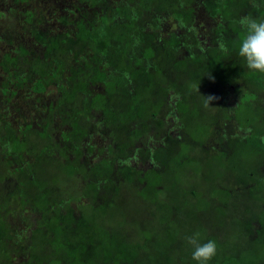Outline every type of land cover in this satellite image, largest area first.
Listing matches in <instances>:
<instances>
[{"label":"trees","instance_id":"trees-1","mask_svg":"<svg viewBox=\"0 0 264 264\" xmlns=\"http://www.w3.org/2000/svg\"><path fill=\"white\" fill-rule=\"evenodd\" d=\"M145 1L149 2L147 6L144 5ZM187 1L188 4L196 3L202 6L211 16L216 18L220 16V22L213 27L209 26L205 37L198 32L199 27L192 22L194 10L192 5L189 8L185 5V10L177 14L174 11L175 6L181 7ZM99 2L100 0L92 1L93 5ZM166 2L167 7L163 6L162 0H120L116 8H112L114 14L109 16V19L102 17L100 21L90 23V27H85L88 39L93 38V32L98 34L100 40L98 49H102L91 53V60L83 56L87 72L83 73L85 83L76 86L72 92L67 86L70 84L62 76L59 77L62 63L56 58V49L48 44V40H42L44 46H47L45 51L48 50L47 53L44 52L45 57L52 60H44L45 67L41 66L44 70L40 71L42 78L34 77L29 81H34L32 82L34 90L43 94L48 80L56 79L54 93L59 109L57 118H60L62 123L55 127L66 128L61 133V141L65 140L63 148L75 153L68 156V164L65 166L71 163L69 167L77 173V178H81L86 187H93V190H90L91 194L93 193L90 200L100 202L93 205L86 203L84 206L85 203L81 202L84 198L83 193L77 195L76 209L83 212L78 220L76 215L68 217L69 213H65L64 206L69 205L72 198H68L63 189L60 190L63 197L46 206L47 209L50 208L47 210L48 213L45 209L39 210L37 206H32L33 229L36 227V234L41 232L43 236L38 237L34 232L31 235L32 241L29 242V233L23 238L19 237V232L15 233L12 245L17 246L22 260H16L15 256L3 255V259L0 257V264H145L144 258L149 257L151 260L158 251V247L152 246L154 237L158 236V230L170 227V217L176 218L181 212L188 211L187 218L190 219L191 214L196 211H190V208L202 210L216 200L221 203L220 197L224 200L231 197V204L226 200L224 204H220V209H215L217 212H225L232 206L237 210L241 208L248 210L252 206L255 194L259 192L252 188L260 189L259 184L264 182V179L261 177L259 181L255 176L252 180L254 173L245 171V168L243 169L245 172L241 171L233 178L225 176L223 183L219 185V191L214 195L211 194L214 188H206L203 194L193 186L187 187L184 186V182L183 185L178 182L185 180L184 175L187 176L191 168L200 170L199 160L193 154H196V147H202V141L198 140V145L194 142L196 136H193L192 131L199 134L196 125H193L198 113L192 109H197L200 102H203L199 108L200 110L205 108L206 112L202 109L199 113L203 114L204 120L207 115L206 122L213 121V117H210L211 108L204 102L205 98L198 96L197 100V94L193 91L189 96L191 92L188 84H202L200 77L202 73L208 75L214 83L208 86L215 90L217 105L222 112L217 114L218 120L228 119L225 121L227 124L220 122L224 125L217 135L212 134L213 138L217 137L213 141L228 142L227 147L230 151L229 159H226L228 163L236 158L242 160L236 154L251 143L258 147L252 153L264 154V113L258 119L253 115L251 107V104H254L258 114H261L262 108L264 111V100H260L259 96L264 91V73L249 70L244 65L246 64L244 59L239 56V41L245 33L238 23L241 17L248 15L264 20V0H166ZM143 5V10L147 14L151 13L150 18H154L153 21H149L153 24H142L141 17L144 11H140V7ZM234 7L240 10L237 11L238 14L236 12L232 15L230 11L235 10ZM159 12L163 13V17L175 18L178 28L164 35L165 25L161 20L165 19L158 16ZM77 14L79 19V10ZM52 19L60 22L59 19ZM33 32H36L39 38L45 36L44 29L36 30L33 27ZM99 32H102L101 35ZM22 46L16 52L25 53V48L28 47ZM28 50L31 52V49ZM217 61L222 63L218 65ZM176 67L182 69L181 73L177 72L180 77L178 82L174 72ZM29 69L26 73L24 71L16 73L13 75L14 79L27 80V76L23 74L30 76ZM4 70L12 72V69ZM31 70L35 73V70ZM95 78H99L101 84H106L108 90L105 93L99 91L100 87L99 89L94 87ZM240 78L242 81L247 80L255 90L249 91L241 84ZM148 92L158 96L149 99ZM204 93L202 91L200 94ZM29 96L31 97L30 94ZM24 98H28V92L24 93ZM70 98L79 100L76 110L70 103L73 102ZM257 127H261V130H257L259 129ZM36 140L37 138L35 140L25 138V141L20 143L16 138L11 135L5 136L0 131V153L2 156L5 154L4 158L9 161L16 158L21 160L26 153L25 145L35 143L34 149H40ZM118 150L131 162V168L116 166ZM242 152L248 158L247 151ZM107 156L113 157L105 164L104 159ZM74 162H78L79 166H85L83 172H79L80 167L74 166ZM27 164V161H22L19 168L24 171L25 176L28 175L27 182L31 185L36 176L32 165L29 167ZM219 173L220 170L218 175ZM242 175L251 178L252 187L243 185ZM121 181H124L123 184ZM185 182L187 183L186 180ZM129 184L132 185L129 187ZM211 184L210 186L216 185ZM124 185L129 191L122 201L121 187ZM132 190H136L134 199ZM139 191L143 193H137ZM144 194L145 198H150V204L155 202L152 208L149 205L144 210L137 208L131 211L133 205H136L132 200L140 204L143 202ZM169 202L172 205H169ZM137 211L140 214H136ZM202 219L199 222L190 220L189 224L199 225L203 223ZM219 219L222 224L226 222ZM47 222L54 225L51 226V232L44 228ZM240 240L242 241V238ZM33 241L36 242L35 245ZM39 242L46 245L39 250L41 253L38 252ZM258 243L254 242L252 248L260 251L257 255L264 256V243ZM222 246L223 244H220L217 250ZM138 249H141V256ZM246 250L249 249L244 248L242 252ZM257 255L256 257H259ZM219 257H214L210 264L237 263L234 257L228 259ZM172 258L177 260L179 256ZM186 260L181 264H197L193 258ZM258 260L264 263V259ZM169 264L177 262L171 261Z\"/></svg>","mask_w":264,"mask_h":264},{"label":"rangeland","instance_id":"rangeland-1","mask_svg":"<svg viewBox=\"0 0 264 264\" xmlns=\"http://www.w3.org/2000/svg\"><path fill=\"white\" fill-rule=\"evenodd\" d=\"M92 1L93 0H0V13H2L0 16V72L2 73L0 76V100L4 101V103L8 105V110L10 111L7 116L8 119L12 117V114L18 115L20 113L21 115L29 116L30 119L35 117L40 120V117L49 116L47 114L48 110H50L51 113L54 112L56 117L58 115L59 109L55 100L56 94L54 93L56 84L55 78L48 80L43 94L32 93L33 97L24 98L22 88L23 85L30 83L29 76L25 74V76H27V80H25L24 83H21L19 80H14L13 76L22 70L26 72L28 68H30L29 71L31 80H33L34 77L39 76L42 78L40 71L44 69H42L41 66L45 67L44 60L46 59L44 52L47 53L48 51H45L47 46H44L42 40H48V44L51 47L53 46V49H56V58L59 63H62V66L60 67L62 70L59 73V77L61 78L62 76L63 79L70 84L67 85L71 89L70 91L72 92V90H75L76 86L85 83L83 73L87 72H85L86 61L83 56L85 55L89 60H91V53L94 54L95 50H100L102 48L98 49L100 46L98 34L93 32V38L88 39L84 28L90 27V23L100 21L104 16L109 19V16L114 14L112 8L115 9L120 0H100V2L96 5H93ZM148 3V1H145L144 5L147 6ZM162 4L165 7L168 6L166 0H162ZM144 5L143 7H140V11H144ZM185 5L186 8H189L190 5L194 8L192 22L199 27L198 32L202 33L203 37H205V32L209 26L213 27L221 20L219 15L217 18L216 16H211L202 6L197 5L196 3L188 4V1L181 7L175 6L176 10L174 11H176V14L180 11H184ZM74 6L77 7L74 8ZM234 9L235 10L230 11L232 15L236 14V12L240 10L238 7H234ZM78 10L80 14L79 19L77 18ZM158 14L161 19H165L164 21L161 20V23L163 22V25H165L163 26L164 35H166L168 31L178 28L175 18L172 16L163 17L162 12H159ZM150 17H152L151 13L147 14L146 11H144L143 16L141 17L142 24H153L149 21H153L154 18ZM52 18L59 19L60 22L53 21ZM33 27L36 30L39 28L42 30L44 29L45 36L42 38L36 36V32H33ZM101 33L102 32H99L100 35ZM53 38H55V40H53ZM11 41L12 43H10ZM22 45L31 49L37 57L39 56L37 64L33 63L31 65L32 62L36 61V58L31 54V52H29L28 48H25V53L21 51L16 52L19 48L23 47ZM10 47H13L12 50H9ZM10 51L16 53H11ZM93 56L95 57V55ZM46 60L52 59L48 57ZM2 62H6V64H4L5 66ZM221 63L222 62L217 61L218 65ZM90 64L91 62L88 63V65ZM244 65L247 67L246 64ZM5 68L12 69V72H5ZM31 69L35 70V73H33ZM174 72L176 82H178L180 77L177 72L181 73L182 69L176 67L174 68ZM200 77L203 81V85L193 83L188 84V89H190L191 92L189 93V96L195 92L197 94V100H199L198 96L205 98L204 102L211 108L210 117H213V121L211 123L206 122L207 115L204 120L203 114L199 113L202 109L203 111L206 110L205 108H202L201 110L199 108L202 104H204L203 102H200L201 105L199 104L197 109H192L194 112L198 113L196 116L197 120H195L193 125H196L197 131L199 132V134H197L195 131H192L194 133L193 136L200 138L194 137V142L198 145V140L202 141V147H196V154H193L197 160H199L200 170L191 168L190 172L187 173V176L184 175L187 183L183 179L178 183L183 185L182 182H184V186H193L203 194L205 193L206 188H214L211 190V194L214 195L216 191H219V185L223 183L222 180L225 176L227 178V175L230 178H233L234 176H237V174H240L241 171L245 172L247 170L250 173H254V177L252 178V180H254L255 176H258L257 168H260L259 171L262 170L263 173V176L261 177L264 179V154L260 152H255V154L252 153L258 149V147H255V143L249 144L246 148H241V151L236 154L242 160L236 158L233 161L238 162L232 161L231 163H228L226 160L229 159L227 144L221 140L213 141L214 138L217 137L214 136L213 138L212 134L217 135L218 131L221 130V126L224 125V123L220 124V122H225L228 119H221V121L218 120L217 114H222V112L219 109V105H217L215 90L210 89L209 87L210 84L214 83H212V80L209 79L208 75L205 73H202ZM56 78L58 79V76ZM60 78L59 81H61ZM9 80L12 82H9ZM94 84V87H98L97 89L100 87L99 91L102 93H105L108 90L106 84H101L99 78H95ZM241 84H244L249 91L255 90L253 86L247 82V80L242 81L241 79ZM202 91L205 92V96L200 94ZM147 94L149 99H153V96H158L152 95L150 92ZM210 96L215 97V99L211 100V102H209L207 98ZM259 96L260 100H264V91L261 92ZM43 98L45 100H43ZM70 99L73 100V102L70 103L76 110L79 106V100L77 98ZM195 104L198 103H194V105ZM254 106V104H251L253 115L259 119L261 117L260 115H263L264 113L263 108L261 114H258L256 113ZM2 110L6 111L4 107ZM2 123L3 120H0V125ZM14 123L16 122L14 121ZM61 123L62 122L49 125L45 129L47 133L45 136V144L48 146V152L33 150L32 152H29L30 155H25L21 160L16 158L15 160L11 159L10 161L3 158L4 155L2 156V153H0V257L2 259L3 255H9L15 256L16 260H22L17 246L12 245V240L15 237L14 234L19 232V237L23 238L27 233H29V242L32 241L31 235L34 232L35 235L39 237L41 232L36 234V227L33 229L34 222L32 220L33 217H31V212H34V208L32 206H37L39 210L45 209L48 213L47 210L50 208L47 209L46 206L63 197V192L60 191L61 189L68 194V198H72L70 204L64 206L67 211H65V213H69L68 217L76 215L78 220L83 215L82 211L79 212L76 209L78 206L77 195H80L81 193H83L84 196L81 200L82 203H85L84 206H86V203L93 205L94 203L100 202L90 200V197L93 194H91L90 190H93V187H86L81 178H77V173H75L74 170L72 171L69 167L71 166V163L68 166H65V164H68V156L75 155V153L70 151L68 152L63 148L65 146L64 140L61 141V133L63 131H60V129L55 127ZM11 126L15 129L18 127H24V125ZM33 128H35L33 133L41 132L40 127L35 126ZM257 128H259L257 130H261V127ZM225 129L227 128L225 127ZM62 130H66V128ZM204 130L206 132L208 131L207 137L206 132H203ZM228 130L230 131L231 129L228 128ZM27 135L28 132L25 130L21 132L17 131L16 139L20 143H23ZM42 143L43 141L40 140L39 146H41ZM34 146H36L35 143ZM109 148L110 146L108 149ZM244 150H246L249 154L248 158L244 156L245 153L242 152ZM19 151L24 150L19 149ZM65 152H67V154H65ZM123 155L124 153L121 154L120 150L117 151L116 166L122 165L126 168H131V162L125 156L123 157ZM112 157L113 156H107L104 159L106 162L105 164H108L109 159ZM22 161H27V165H29V167L32 165V170L36 176V180L34 183L31 182V185L27 182L29 178L28 175H24V171L19 172L20 174H18L17 171H13V166H21ZM79 163L74 162L73 165L79 166ZM231 166H234L236 170ZM79 167V172H83L85 166L83 165ZM7 168L9 170H7ZM244 168L245 171H243ZM218 170H220L219 175ZM21 175L28 179L22 178ZM242 176L244 177L243 185L252 187V184H250L252 182L251 178H247L245 175ZM123 182L124 181H121V184H123ZM211 183H215L216 185L210 186L212 185ZM131 185L129 184V187ZM121 188V198L122 201H124L126 193L129 189L126 185ZM176 188H178V186ZM259 188L260 189L252 188L255 191L258 190L259 192L255 194L256 198L252 201V206L248 210H243L242 208L237 210L234 206H232L231 209H227L225 212H217L215 209H220V204H224L226 200L228 204H231V197L226 200H224L223 197H220L221 203H219V200H216L211 206L202 208V210L199 211L197 208L191 206L192 208H190V211H196L191 214L190 219L187 218L188 211H185L181 212V214L176 218L170 217V227L160 230L153 228V230H158V236L154 237L155 239L153 240L152 246H154V248L158 247V251L154 253L151 260L149 257H145V264H169L171 261H176L177 264H181L184 260L187 261V258H192L193 250L186 244L184 237L194 233L200 234V240L202 243L214 240L218 248L220 244H223V246L217 250L216 256H220L219 258L228 259L234 257L237 260L236 264H264L258 260L264 259V256L257 255L260 251L253 250L252 248L254 242H259L261 244L264 243V182H260ZM131 193H133L132 199H134L136 190H132ZM137 193L142 194L143 192L139 191ZM202 193L200 194V197L202 196ZM155 195L157 196V192ZM85 196L87 198H85ZM142 200L143 202L140 204L136 200H132L136 205H133L131 211H135L137 208L144 210L146 206L149 205H151L152 208L155 203L152 202L150 204V198H145V194L142 196ZM169 205L172 204L169 202ZM210 207H212L213 213ZM136 214L140 213L137 211ZM202 216H205V218L202 219ZM148 217L150 218L149 215ZM219 218L226 222L222 224ZM201 219L203 223H200L199 225L197 224L196 226H192L189 224L190 220L199 222ZM258 223L260 226H258ZM51 226L52 225L47 222L44 228L45 230L51 232L54 225L52 227ZM43 232L45 233L44 230ZM240 238H242V241ZM32 243L35 245L36 242L33 241ZM37 246L39 247H36L38 248V252L41 253L39 250L45 248L46 245L41 242L40 245ZM244 248H248L249 250L242 252V249ZM145 249L146 247L143 251ZM138 251L140 252L139 256H141V249H138ZM255 254L259 257H256ZM174 256H179V258L177 260H173L172 257ZM24 260L27 259L24 258Z\"/></svg>","mask_w":264,"mask_h":264},{"label":"clouds","instance_id":"clouds-1","mask_svg":"<svg viewBox=\"0 0 264 264\" xmlns=\"http://www.w3.org/2000/svg\"><path fill=\"white\" fill-rule=\"evenodd\" d=\"M238 23L245 33L239 41V56L244 59L249 70L264 73V20L248 15L241 17ZM207 98L209 102L215 99L211 96ZM184 239L192 248V258L197 264H210L217 255V245L214 240L202 243L199 233L186 236Z\"/></svg>","mask_w":264,"mask_h":264},{"label":"flooded vegetation","instance_id":"flooded-vegetation-1","mask_svg":"<svg viewBox=\"0 0 264 264\" xmlns=\"http://www.w3.org/2000/svg\"><path fill=\"white\" fill-rule=\"evenodd\" d=\"M105 17V16H104ZM10 43H12V41L10 42ZM9 43V44H10ZM11 45V44H10ZM12 48L13 47H10L9 48V50H12ZM31 52H32V50H31ZM32 55H34V53L32 54ZM34 57L36 58V61H34L33 63L34 64H37L38 63V58H39V56L37 57L36 55H34ZM23 71V70H22ZM27 72V71H26ZM26 72H24V73H26ZM23 75H25V74H23ZM28 75V74H27ZM15 78V77H14ZM12 80V79H11ZM10 80V82H12ZM14 80H17V79H14ZM26 79L24 78V81H25ZM29 80H30V76H29ZM24 81H21V83H24ZM32 82H34V81H32ZM32 82H30L29 84H26L27 85V87L26 86H24L23 85V88H22V93H23V96H24V93L25 92H28V97H30L29 96V94L31 95V97H33V95H32V93H34V94H37V93H40V92H38V91H35L34 90V85H33V83ZM33 88H32V87ZM31 91V92H30ZM21 97H22V95H21ZM2 103H3V105H2ZM3 107L6 109V111L5 110H2L3 109ZM8 110V105H6L3 101H1L0 100V120H3V123L1 124V127H2V129L0 130L1 131V134L3 133V135H5V136H9V135H11L12 137H14V138H16V133H17V131H26V132H28V135H27V139H36L37 138V143H39L40 144V140L41 141H43V143L41 144V146H40V149H37V151H41V152H48L47 151V145L45 144V136H46V131H45V129H46V127L47 126H49V125H54V124H58V122L60 123L61 121L59 120V118H57L56 117V114L54 113V112H52L51 113V111L50 110H48L47 111V114L49 115V116H45V117H40V120L38 119V118H33V119H30L29 118V116H27V115H21L20 113L18 114V115H15V114H12L11 116L12 117H10L9 119L7 118V116H8V114L10 113V111L8 112L7 111ZM49 111H50V114H49ZM58 116V115H57ZM13 118V119H12ZM16 122V123H14V121ZM11 125H15V126H21V125H24V127H18V128H14V127H12ZM35 126H37V127H40L41 128V132H38V133H33L35 130V128H33V127H35ZM17 130V131H16ZM60 131H63L62 129H60ZM40 139V140H39ZM64 142H65V140H64ZM227 145H228V142L226 141L225 142ZM26 146V153H24L25 155H30L29 154V152H32L33 150H36V149H34V144H32V143H30V144H28V145H25ZM69 147V146H68ZM229 149H231V147H229ZM54 151V150H53ZM24 152V151H23ZM229 153H230V151H229ZM73 154V153H72ZM71 154V155H72ZM5 155V154H4ZM4 158V157H3ZM19 167H21L20 165H14L13 166V171H17L18 172V174H20L19 172H21L22 171V169L21 168H19ZM259 170V169H258ZM258 176H256V178L260 181V179H261V176H263L262 174V170H260V171H258ZM263 178V177H262Z\"/></svg>","mask_w":264,"mask_h":264}]
</instances>
